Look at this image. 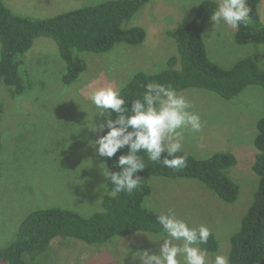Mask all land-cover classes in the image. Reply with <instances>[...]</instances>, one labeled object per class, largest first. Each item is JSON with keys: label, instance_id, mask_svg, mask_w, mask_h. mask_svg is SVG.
<instances>
[{"label": "rangeland", "instance_id": "rangeland-1", "mask_svg": "<svg viewBox=\"0 0 264 264\" xmlns=\"http://www.w3.org/2000/svg\"><path fill=\"white\" fill-rule=\"evenodd\" d=\"M3 1L21 16L47 18L106 0ZM201 1L149 0L125 23L144 27L145 41L136 46L118 43L107 53L79 52L87 69L71 85L63 82L66 62L55 40L38 37L20 56L27 93L13 96L0 81V248L14 242L21 222L35 209L59 206L86 217L102 210L107 180L100 167L107 165V157L98 155L90 143L103 135L89 129L94 121L102 123L90 96L102 87L119 88L139 71L155 74L166 69L168 59L179 56L168 30L188 24ZM259 14L264 22V0ZM236 29L209 22L204 31L209 57L225 68L253 57L264 68V44H238ZM181 93L203 122L201 133L185 132L183 150L199 158L234 153L237 163L229 174L240 186V195L228 203L196 179L153 176L148 179L152 193L145 205L158 213L171 210L193 227L206 225L219 241L209 260L217 254L229 260L230 238L239 230L258 186L254 140L257 122L264 116V88L250 85L230 100L200 88ZM160 239L161 234L136 232L96 245L57 237L34 263L26 258L32 264H142L136 256L143 251L158 254L163 241H155ZM0 264L7 263L0 260Z\"/></svg>", "mask_w": 264, "mask_h": 264}, {"label": "trees", "instance_id": "trees-1", "mask_svg": "<svg viewBox=\"0 0 264 264\" xmlns=\"http://www.w3.org/2000/svg\"><path fill=\"white\" fill-rule=\"evenodd\" d=\"M147 2L149 0H106L52 17L30 18L15 13L0 0V81L9 86L13 96L27 93L29 87L22 72L20 56L33 47L38 37L44 36L58 44L60 55L66 62L63 82L73 84L87 69V62L79 52L107 53L118 43L136 46L145 41L147 30L144 27H125V23ZM261 2L247 0V23H241L235 32L238 44H264V22L259 14ZM217 7L216 0H202L195 17L188 24L168 30V35L177 43L179 56L170 57L168 67L159 73H135L127 87L121 90L129 106L145 91L144 85L149 82L171 84L179 92L200 88L226 100L239 95L250 85L264 88V68L255 58H241L230 68H225L209 57L204 31ZM178 64L180 68H176ZM116 115L112 112L111 119H116ZM108 118L101 115L102 123ZM257 130L253 169L259 177L258 186L239 230L230 238L229 264H264V116L259 118ZM107 131L105 128L103 135ZM127 151L125 147L115 156L107 157V166L119 171L114 164ZM185 153L187 166L180 170L167 168L161 162H151L146 154L141 153L146 168L136 174L141 177L138 188L132 194L121 192L112 196L113 186L106 182L102 210L88 217L59 206L33 210L21 222L14 242L0 248V260L7 264H32L38 255L49 250L57 237H72L97 245L136 232L162 234L163 229L157 221L160 213L145 205L146 198L152 193L148 179L153 176L196 179L225 202L234 203L239 198L240 186L229 174L237 163L234 153L221 151L199 158L183 150L177 155ZM0 180L3 182L1 177ZM201 247L208 253L218 251L219 241L212 230L208 242Z\"/></svg>", "mask_w": 264, "mask_h": 264}, {"label": "clouds", "instance_id": "clouds-1", "mask_svg": "<svg viewBox=\"0 0 264 264\" xmlns=\"http://www.w3.org/2000/svg\"><path fill=\"white\" fill-rule=\"evenodd\" d=\"M248 15L247 0H218V7L210 18L214 25L236 28L247 23ZM125 87L126 82L119 88L102 87L90 96L91 103L100 110L98 114L109 117L104 123L94 121L89 128L96 132L108 129L105 135L90 141L98 155L111 158L120 149L128 148L127 153L120 155L114 164L119 171L101 164L104 166L100 167L103 176L113 186L112 196L121 192L132 194L138 188L141 177L136 174L146 168L141 153L146 154L149 161L161 162L173 170L186 167L187 154L177 155L183 152L185 132L198 134L203 129L200 114L192 110L185 95L171 84L147 83L145 91L133 99L130 106L121 95ZM112 112L117 114L114 120L111 119ZM157 221L163 233L162 239L155 242L163 243L158 254L140 252L142 255L136 257L142 264H229L228 257L221 254L210 261L208 250L201 247L211 235L206 225L192 227L171 210L158 214Z\"/></svg>", "mask_w": 264, "mask_h": 264}]
</instances>
